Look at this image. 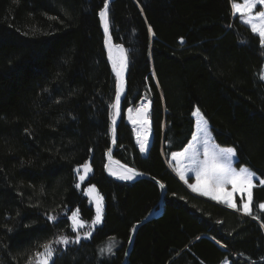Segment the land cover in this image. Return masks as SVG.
Returning a JSON list of instances; mask_svg holds the SVG:
<instances>
[{
    "label": "trees",
    "instance_id": "trees-1",
    "mask_svg": "<svg viewBox=\"0 0 264 264\" xmlns=\"http://www.w3.org/2000/svg\"><path fill=\"white\" fill-rule=\"evenodd\" d=\"M103 2L0 0V264H36L43 243L74 239L75 208L92 219L74 172L89 158L85 183L103 197V220L88 239L78 231L79 244L54 243V264H122L126 256L127 264H264V186L253 188L249 216L194 194L169 164L192 138L198 107L216 143L235 148L237 165L264 179V47L232 15L241 0L110 2L111 43L130 57L111 155L160 181L163 194L148 179L106 172L115 80L98 15ZM143 100L150 102L145 153L129 119ZM160 199L161 213L138 227L128 251L133 226Z\"/></svg>",
    "mask_w": 264,
    "mask_h": 264
},
{
    "label": "snow or ice",
    "instance_id": "snow-or-ice-1",
    "mask_svg": "<svg viewBox=\"0 0 264 264\" xmlns=\"http://www.w3.org/2000/svg\"><path fill=\"white\" fill-rule=\"evenodd\" d=\"M264 5V0H242V2H232V15L235 17L239 14L242 17L241 22L246 26H249L251 32L257 35L259 38V44L264 47V11H255L257 5ZM100 22L104 29V45L108 50V59L112 64V70L116 76L115 84V102L110 105V108H115L117 112L120 111L122 93L124 92L123 76L125 70L130 63L129 50L123 45L116 44L110 46V0H104L103 7L100 8L99 13ZM149 36L155 35L151 26L148 28ZM180 42L184 43L183 37L180 38ZM115 50V54H114ZM155 78V73L152 74ZM259 78L264 80V71L259 73ZM149 108L150 102L141 103L139 107L135 109V116H133L132 110L129 109V119L134 126H138L137 142L140 146V152L144 153L148 146V128H149ZM193 117H197V126L199 133L203 138V152L202 156L197 149L196 143L190 142L189 146L185 148L183 152H173L171 155L174 159L184 157L188 164L186 170H190L195 175V183L188 184V187L193 192H198L203 196L210 197L212 200L227 205L228 208L235 209L236 211L243 212L245 215H253V188L256 187L254 183L255 173L246 167H240L238 170L233 167V158L236 156V149L233 147L219 148L215 146L209 148L210 133L208 131V121L204 118V114L200 108H195L192 112ZM113 120V125H115ZM113 131V143H115V129ZM198 134L193 133V141L198 142ZM105 155L110 156V150ZM105 168L108 169L112 175L118 176L122 180H132L136 173L135 169H127L124 174L113 171L108 164H105ZM83 169V174H79V170ZM78 177L80 181H84L88 173L92 171L91 165L85 162L83 165H79L77 169ZM177 172L181 180L185 179L186 172L177 169ZM259 185L264 186V179L259 180ZM76 188H80V184L75 185ZM163 187V185H161ZM89 194L95 192V186H90L87 190ZM234 193H246L247 199L241 198L240 206H237L234 200ZM96 215L93 220V225L101 223L103 217V197L97 194L95 199ZM259 209L264 212V202L259 204ZM77 211H72L71 216L68 217L72 221L73 231H77L79 228L84 227V222L77 219ZM47 219L53 223L57 222L60 218L56 215L48 214ZM135 225L133 231H135ZM11 231V229H8ZM92 235L91 232L84 233V239H88ZM131 240V237H129ZM81 236L77 232L75 238L68 236H59L55 241L49 240L39 247L42 251H36L34 257L36 264H54L56 258V248L54 243L68 245L70 243L79 244ZM219 243V241H217ZM102 253L104 250H101ZM105 254H112V247H108ZM32 260V257H29Z\"/></svg>",
    "mask_w": 264,
    "mask_h": 264
},
{
    "label": "rangeland",
    "instance_id": "rangeland-1",
    "mask_svg": "<svg viewBox=\"0 0 264 264\" xmlns=\"http://www.w3.org/2000/svg\"><path fill=\"white\" fill-rule=\"evenodd\" d=\"M241 2H242V0H241ZM258 7H256V9H255V11H257V12H261V11H264V5H257ZM238 16H240L239 14H237ZM241 17V16H240ZM241 19H242V17H241ZM104 47H105V45H104ZM106 50V49H105ZM107 53V52H106ZM262 71H264V65H263V69H262ZM113 74V73H112ZM113 76H114V74H113ZM114 80H115V76H114ZM116 84V83H115ZM114 102H115V100H114ZM113 102V103H114ZM141 103H146V100H143V101H141ZM195 109V108H194ZM112 116H113V108H112ZM133 116H135V114L133 115ZM193 119H194V124H195V129H194V133H197L198 134V142L197 141H193V135H192V138L189 140V142H188V144L182 149V150H180V151H176V152H183L184 150H185V148H187L188 146H189V143L190 142H193V143H196V145H197V149H198V151L200 152V154H201V156H202V152H203V138H202V136L200 135V133H199V128H198V126H197V117H193ZM111 121H112V119H111ZM136 128H138V126H136ZM208 131H209V133H210V138H209V148H213V147H215V146H218L219 148H228V147H230V146H222V145H219L218 143H216V141L214 140V138H213V135H212V132H211V130H210V128H209V125H208ZM148 139H149V128H148ZM136 140H137V135H136ZM86 162H88L90 165H91V161H90V158L86 161ZM85 163V162H84ZM83 163V164H84ZM169 163H170V168L173 170V172H174V174L177 176V178L181 181V182H183L184 183V185H186L187 187H188V184H190V183H195V175H194V173L193 172H191L190 170H186V166H187V164H188V161L184 158V157H179V158H176V159H174L173 157H172V155H170V158H169ZM83 164H81V165H83ZM106 164H108L109 166H110V168L113 170V168H114V170L113 171H117V165H115L114 163H112L110 160H108L107 159V163ZM233 167H235L237 170L240 168V167H245V166H239V165H237V158H236V156L233 158ZM78 168V166L75 168V169H77ZM118 168H120V167H118ZM122 169V168H121ZM177 169H180V170H182V171H185L186 172V176H185V179L187 180V182H185V180H181L180 179V176H179V174H178V172H177ZM107 170V172L109 171L108 169H106ZM124 171H126L125 169H123ZM75 172V174H76V178H77V181H76V184L77 183H79L80 184V189H81V191H82V194H83V196L87 199V202L92 206V208H93V211H94V214H93V217H92V219L90 220V221H85V220H83V219H81L80 217H79V212H78V208H75V209H73L72 211H77V219L78 220H80V221H83L84 222V227L83 228H79V229H77V231H74V232H78V231H80V230H83L82 231V236L84 237V233H86V232H93V230L96 228V227H98L101 223H102V220H103V217H102V220H101V223L100 224H98V225H93V220L95 219V215H96V205H95V199H96V196H97V194L99 195V196H101L102 197V195L99 193V191H98V189L96 188V186H95V192H93V193H91V194H89L88 193V189L90 188V186H93V184H87V183H85L86 182V180L88 179V177L90 176V174H91V172L90 173H88V175L86 176V178H85V180L84 181H80L79 180V177H78V173H77V171H74ZM127 172V171H126ZM109 174H111V172L109 171L108 172ZM79 174H83V169H80L79 170ZM112 175V174H111ZM113 177H116V178H118V176H114V175H112ZM254 179V183L256 184V185H259V180H260V178H258L256 175H255V177L253 178ZM188 189L190 190V191H192L189 187H188ZM193 192V191H192ZM194 194H198V195H200V196H202V197H204V198H206V199H209V200H211V201H214V200H212L210 197H206V196H203V195H201L200 193H198V192H193ZM241 198H243V199H247V195H246V193H234V200L236 201V203H237V206L239 205L240 206V201H241ZM214 202H217V201H214ZM219 203V202H218ZM103 204H104V200H103ZM220 204H222V203H220ZM223 205V204H222ZM225 205V204H224ZM227 206V205H226ZM72 211L68 214V217H70L71 216V213H72ZM103 212H104V209H103ZM243 213V212H242ZM244 214V213H243ZM69 220V225H70V228H71V230L73 231V229H72V221L70 220V219H68ZM221 264H228V262L227 261H224L223 263H221Z\"/></svg>",
    "mask_w": 264,
    "mask_h": 264
},
{
    "label": "water",
    "instance_id": "water-1",
    "mask_svg": "<svg viewBox=\"0 0 264 264\" xmlns=\"http://www.w3.org/2000/svg\"><path fill=\"white\" fill-rule=\"evenodd\" d=\"M110 2H111V0H110ZM101 26H102V24H101ZM102 32H103V36H104L103 26H102ZM107 57H108V50H107ZM108 63H109V65L111 67V70H112V64L109 61V59H108ZM112 73L115 75V73L113 72V70H112ZM115 83H116V76H115ZM123 86H124V78H123ZM123 95H124V92L122 93V97H123ZM114 100H115V97H114ZM119 113H120V111L117 112V110L115 108H113L112 122H113V120H115V122H116L115 125H113V128L115 129V140H116V125L118 123ZM113 139H114V137L112 136L111 144H110L108 150L106 151V153H108L109 150H110V156L109 155H106L107 156V159L110 160L112 163H114L115 165L119 166L122 169H125V170H127V169H133V168H131L129 166L124 165L123 163H121L120 161H118L117 159H115L111 155L112 149H113L114 144H115V143H113ZM136 173H138V174L135 175L132 180H125V181H134V180H137V179H148V180L156 183L159 186L161 193L163 194L164 189H163V187H161L162 184L160 183V181H158L155 178H153L151 176H148V175H146V174H144L142 172H139L137 170H136ZM162 205H163V201H162V199H160L159 204H158V207L159 208L155 212L151 213L149 216H147L146 218H144L138 224L135 225L136 226L135 227V231L132 230L131 233H130L131 240L129 239V241H128V251H129V249L132 246V243H133V240H134V236H135V233H136V230L138 229V227L142 223L147 222L148 220H150V219H152L154 217H157L161 213V211H162ZM122 264H127V256L124 258V261L122 262Z\"/></svg>",
    "mask_w": 264,
    "mask_h": 264
},
{
    "label": "bare ground",
    "instance_id": "bare-ground-1",
    "mask_svg": "<svg viewBox=\"0 0 264 264\" xmlns=\"http://www.w3.org/2000/svg\"><path fill=\"white\" fill-rule=\"evenodd\" d=\"M102 33H103V32H102ZM111 45H113V44L110 43V46H111ZM105 49H106V48H105ZM106 52H107V49H106ZM114 54H115V50H114ZM107 59H108V57H107ZM125 73H126V70H125V72H124V75H125ZM114 76H115V75H114ZM123 78H124V76H123ZM112 125H113V122H112ZM169 164H170V163H169ZM116 169H117L116 172H117V173H120V174H124V173H126V171H127V170L124 171L123 169L118 168V167H117ZM170 169H171V168H170ZM113 170H114V168H113ZM171 170H172V169H171ZM108 172H109V171H108ZM132 230H133V229H132Z\"/></svg>",
    "mask_w": 264,
    "mask_h": 264
}]
</instances>
